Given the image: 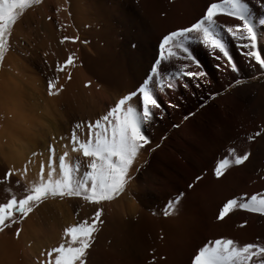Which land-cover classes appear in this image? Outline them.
Wrapping results in <instances>:
<instances>
[{"label": "bare ground", "instance_id": "1", "mask_svg": "<svg viewBox=\"0 0 264 264\" xmlns=\"http://www.w3.org/2000/svg\"><path fill=\"white\" fill-rule=\"evenodd\" d=\"M135 1V6L129 5L131 1L127 5L130 14L134 15V12L138 11L137 15L143 19L137 29L144 50L150 53V64L154 54L150 41L156 45L161 34L195 22L208 3V0ZM245 3L247 19L256 35L257 48L264 55V8L255 0H245ZM72 10L70 9L71 13L74 12ZM220 22L225 25L236 23L232 18ZM77 29L72 28L71 24L64 35H76L78 38ZM104 31L99 30L98 33ZM145 32L148 35L144 36ZM219 38L223 41L236 70L228 65L222 54L221 59H216V51L197 43L192 47V54L208 73L209 82L186 78L171 93L156 90L161 103V115L150 125H145L142 131L148 137V130L157 134L155 142L159 147L151 152L144 151V148H148L144 145L137 153L128 169L132 178L128 179L126 176L122 198L118 197L125 199L126 202L121 203L125 202L134 211L126 214L125 210L120 209L126 216H108L107 212H103V204H100V207L98 205L101 211L100 220L103 223L98 221L96 230L88 237L90 247L86 249V254L80 257L84 264H105L109 258L112 239L114 243H118L119 235L128 233L135 236L139 242L135 257L142 258L140 264H191L199 247L204 243L212 247L213 241L218 238L232 239L238 249L247 243L264 245V214L237 206L224 219L216 218L223 203L228 199L248 202L252 195H256L257 199L264 198V78L257 82L247 80L240 85L235 83L240 78H249L256 73L261 78L264 76V68L246 55L247 49L243 48L246 41L235 40L224 30L219 31ZM79 44L77 42L76 48ZM88 48L81 45L79 56L74 58L65 77L53 88L50 107L53 110L55 106L60 113L55 118L53 112L45 110L47 114L44 115L52 125L55 123L53 120H58L67 132L75 131L77 136L84 133L86 139L85 125L99 118L98 110L103 109L105 104L112 106L122 88L131 87L124 77L123 70L118 75H115L116 72L113 75L116 85L105 82L103 93L98 95L91 79L102 80L103 76L92 66V62L104 61L109 52L100 40L94 46L95 56ZM149 67L150 65L147 71ZM143 72L140 73L145 75L146 72ZM9 74L4 72L3 68L0 71V203L13 196V187L21 191H31V185L35 187L39 180L51 177L49 171L37 177V171L28 163L30 161L27 159L26 149L29 148L26 145L25 152L22 148H15L16 132L19 133L22 129L23 133H26L31 108L28 107L25 93L12 83ZM80 78L83 82L91 81V84L88 83L90 85L87 87ZM233 84L235 85L228 89L229 85ZM57 88L60 89L58 93ZM212 93L217 95L214 99H209ZM202 99L208 100V104L203 108L197 107ZM169 101L173 105L179 102L180 107H169ZM189 111H194L195 115L183 120L182 117ZM68 124L71 126L67 127ZM173 124H179L180 127L172 128ZM77 125L80 127L77 128ZM50 129L51 125L47 124L44 135L40 134V138H36L32 143L34 148H43ZM257 132L260 135L254 136ZM249 136L254 138L249 140ZM229 149H234V152ZM245 151L250 155L244 163H233L219 178L215 176L213 169L219 159L226 156L234 159L235 155H242ZM9 169L12 170V175L5 182L3 174ZM196 176L202 179L196 181ZM190 183L194 185V190L188 188ZM73 191H79L85 196V191L81 188ZM176 197H180V200L170 204ZM146 202L157 207L160 215L145 210ZM87 215L86 213L83 218L88 219ZM90 215L86 224L91 223L94 218V215ZM14 217L17 222L0 231V264H45L46 261L54 264V259L46 255L53 247L59 244H64L65 247L79 246L80 235L78 234L74 241L66 232V229L74 226L63 230L45 228L37 222L32 211L23 218H19L16 213ZM109 222L115 223H112L110 229L106 227ZM158 227L166 229L167 243H162L159 239ZM15 228L20 229L18 236L14 233ZM113 232L116 233L115 236ZM149 234L157 238L152 245L147 244ZM259 260L258 257L252 258L248 264H259ZM230 264L244 262L233 258Z\"/></svg>", "mask_w": 264, "mask_h": 264}, {"label": "snow or ice", "instance_id": "2", "mask_svg": "<svg viewBox=\"0 0 264 264\" xmlns=\"http://www.w3.org/2000/svg\"><path fill=\"white\" fill-rule=\"evenodd\" d=\"M255 2L264 8V0H255ZM33 3L38 4L40 0H0V59L3 57L6 30H9L15 21L17 11L24 10ZM246 7L245 0H208L201 16L195 22L170 30L157 38L153 59L145 77L131 87L122 88L118 93V98L114 100L112 106L107 108L105 114L85 125L87 128L86 140H80L76 132L73 131L70 139L72 150L82 152L83 157L90 158L88 163L90 170L86 172V177L90 178L91 189L90 193L86 195V199L100 205L101 201L111 200L114 196L120 195L126 183V176L128 179L132 178L128 169L137 153L144 145L149 146L144 148V151H151L153 147H159V145L153 146L150 143V138L142 131L145 125H150L158 115H161V103L156 95L157 89L160 92L171 93L186 78L209 82L208 73L202 69L200 62L192 54L194 44H202L216 51L218 53L216 59H221L220 54H222L228 65L235 71L231 57L225 49L223 41L219 38L220 30L227 31L233 39L246 41L243 44V48L247 49L246 55L254 59L261 68H264V55L257 48L256 35L252 24L247 19ZM227 18H232L236 23L225 25L220 22ZM63 39L75 41L77 38L64 37ZM130 46L136 47L135 44ZM72 63L73 56L70 55L63 65H58L57 70L61 71L64 66ZM219 66L217 65V67ZM235 83L239 84L240 81L236 80ZM53 87L54 85L49 82L50 95L53 94L51 91ZM59 91L60 89L57 88L56 92ZM215 95L217 93L210 94L209 99H214ZM206 104H208V100L202 99L197 107L203 108ZM168 106L179 108L180 104L177 102L173 105L169 101ZM194 115V111H189L182 119L187 120ZM79 127L77 125V128ZM178 127H180L179 124L172 125V128ZM259 135V132L254 134V136ZM254 136H249L248 139L252 140ZM163 138L161 137V139ZM47 151L49 159H51L53 153L51 145L48 146ZM229 151L234 152V149H229ZM67 155L68 153L65 152L64 156ZM249 155L245 151L242 155H235L234 159L223 157L217 161L213 173L219 178L231 164L241 165ZM64 156L59 158L61 170L65 169ZM11 175L12 170L10 169L4 172L5 182ZM201 179L200 176L195 177L196 181ZM62 188H67L69 195H80L79 191L74 192L66 183L42 181L26 195L20 198L11 196L6 202L0 203V231L10 228L13 223L17 222L14 213L18 214L19 218L27 216L34 205L49 192L63 195ZM188 188L194 190V185L190 183ZM179 200L180 197H176L170 204H175ZM237 206L244 210L264 214V198L257 199L256 195H252L248 202H238L235 198L226 200L216 218L224 219ZM100 215V208L97 207L91 223L66 229L67 234L74 241L77 239V235H80L79 246L65 247L64 244H59L53 247L46 255L54 259V264H84V260L80 257H83L86 254V249L90 247L88 237L96 230L97 222L103 223L100 220ZM14 233L18 236L20 229L15 228ZM256 257L260 258L259 264H264V245L247 243L238 249L234 246L232 239L218 238L213 241L212 247L207 246L206 243L199 247L191 264H230L233 258L248 264L252 258ZM45 264H51V261H46Z\"/></svg>", "mask_w": 264, "mask_h": 264}, {"label": "rangeland", "instance_id": "3", "mask_svg": "<svg viewBox=\"0 0 264 264\" xmlns=\"http://www.w3.org/2000/svg\"><path fill=\"white\" fill-rule=\"evenodd\" d=\"M129 2L131 3L129 5L135 6V0H117V3L116 0H40L38 4L33 3L24 10H18L15 21L11 24L10 29L6 30L3 57L0 59V71L3 68L4 72L10 73L9 76L12 77V83H14L18 90L25 93L28 107L31 108L26 133H23L22 129L21 132H16L15 148H22L24 152L25 145L29 148V150L26 149L27 159L30 161L28 163L31 165V168L37 171V177L42 176L47 171L51 173V177L42 180L43 182L50 181L55 183L59 181L61 184L66 183L72 190L81 188V190L85 191V196H82L81 193L79 196L69 195L67 188H62L63 195H56L49 192L43 196L34 205L32 212L37 222L41 223L45 228L54 227L59 230L62 228L63 230L68 226L86 224V221L89 220V215L91 214L90 216H93L98 207L94 202L85 198L91 189L90 178L86 177V172L90 170L88 169L90 158L83 157L82 152L72 150L73 146L70 143L72 130L67 132L58 123V120H53L55 123L52 125V123L44 118V115L47 114L45 110L53 112L52 115H55V118L60 113L58 109H55V106H53V110L50 107L52 105L50 102L53 100L51 98L52 94H49L48 84L51 82L55 86L65 77L68 68L73 63L64 66L61 71L57 70L58 65H63V62L70 55L73 56L74 61V58L77 55L79 56V48L81 45L87 46V48L89 45L88 51L95 56L94 46L98 43V40L103 42L109 52V55L104 57V61L97 60L96 62H92V66L99 70L103 76L102 80H98L97 78L91 79L95 83L94 89L98 95L103 93V85L105 82L114 86L116 85L113 79L115 72V75H118L119 72L124 70V77L131 86L138 81H142V78L145 77L143 71L148 72L146 69H148L151 59L149 58L150 53L144 50V44L141 41V36L137 29L140 20L143 19L139 14L137 15L138 11H135L134 15L130 14L127 5ZM70 9H73L72 11L74 12L71 13ZM71 24L75 30L79 27L77 29L78 33L76 32L79 39L74 35L78 40L63 39L64 37H73L64 35L65 30ZM99 30L105 31L98 33ZM97 33L101 38L97 36ZM145 33L142 34L144 36L148 35L147 32ZM62 40L63 43H61ZM77 42L80 44L76 48ZM150 43L154 48V42L150 41ZM131 44H135L136 47L132 48L130 46ZM140 72L143 73L141 74ZM257 76L258 74L256 73L249 78H240V83L237 85L243 84L247 80L257 82L264 78V76L261 78ZM119 77L121 78L122 76L119 75ZM80 79L82 80V78ZM81 82L87 85V87L91 84V81L83 82L82 80ZM234 85H231L228 89H231ZM53 88L51 90L52 92L54 90ZM108 107L110 105L105 104L103 109L98 110V117L103 116ZM47 124L51 125V129L46 135L45 145L42 149L41 147L34 148L32 143L36 138H40V134L44 135ZM69 125L71 126V124H68L67 127ZM148 132L150 141L152 139L154 140L150 143L153 146L158 145L155 142L158 138L157 134L151 133L152 130L151 132L148 130ZM85 136L86 134L81 133L78 138L83 141L86 140L84 138ZM49 145L53 148L51 159H49V152L47 151ZM156 149L157 147H153L151 152ZM65 152L68 153L67 156H64ZM61 156H64V170L60 168L59 158ZM41 167H43V170H41ZM42 181L39 180L35 184L38 185ZM27 185L30 186L29 184ZM30 187L31 190L32 187L34 189V186L31 185ZM13 189L12 194L17 198L29 192L21 191V189L14 187ZM122 193L123 191L120 195ZM120 195L114 196L111 200L101 201L100 204H103L102 206L104 208L103 212H107V215L110 214L113 216L118 214L124 217L128 212L134 211L132 207L125 203V199H119L120 197L122 198L123 194ZM121 201H125L124 203L122 202L123 205ZM148 203H145L146 209H144L156 213L159 216L160 212L157 207L155 208L151 203L148 205ZM116 204L117 206H115ZM84 205L87 206L83 207ZM126 206H129L128 209H126ZM82 209L83 211L85 210L84 214ZM120 209L125 210L126 214ZM86 213L88 214V219H84ZM112 223L115 224L114 222ZM112 223L109 222L106 227L110 229L113 225ZM165 230L164 227H158L161 236L158 232L157 235L162 243H167L168 240L165 237ZM113 235L115 236L116 233L113 232ZM114 236L111 237L114 238ZM119 237L120 241L118 243H114V239H112V245H110L108 254L109 258L105 264H127L128 262L132 263V260L134 262L132 264H140L142 258L135 257L139 248V242L136 237L129 233L121 234ZM148 237L147 244H154L157 239L155 235L149 234ZM151 238L153 239L151 240ZM156 257L158 258L159 256ZM122 258L123 260H121Z\"/></svg>", "mask_w": 264, "mask_h": 264}]
</instances>
